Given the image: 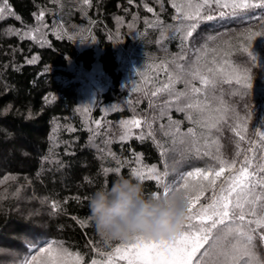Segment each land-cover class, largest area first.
Segmentation results:
<instances>
[{
	"label": "trees",
	"instance_id": "16d2710c",
	"mask_svg": "<svg viewBox=\"0 0 264 264\" xmlns=\"http://www.w3.org/2000/svg\"><path fill=\"white\" fill-rule=\"evenodd\" d=\"M78 4L79 0H7L6 8L12 15L0 19V249L4 250L0 251V264L21 263L28 258V245L44 242L46 246V242L53 241L62 243L69 251L81 253L84 264L91 263L101 252L111 251L120 242L105 243L94 221L89 219L90 194L120 176L134 178L131 175L136 163L133 153L143 154L144 165L163 168L159 147L151 138L144 142L136 138L119 141L118 137L111 136L112 127L129 116L128 109L120 107L119 111L107 113H102V109L118 105L121 95L122 75L115 51L117 22L136 24L133 47L143 56L173 57L180 51V39L161 41L162 28L149 27L157 18L164 25H174L170 0H132L131 4L129 0H91L90 5L78 7ZM145 4L152 7L153 12H148ZM3 5L5 0H0V6ZM80 8L96 40L98 56L92 47L79 50L63 34L57 38L47 33L38 42L26 36L20 38L16 33H25L34 26L35 16L41 10H51L58 20L70 26L82 20L78 13ZM53 22L56 24L54 19ZM260 24L257 19H236L229 23L210 21L201 24L194 33L197 46L205 43L206 36H215L214 41L208 42L210 47L220 46L222 52H229L230 55L222 57L241 73L245 68L251 70L249 90L235 83L217 86L212 103L229 111L219 131L214 129L212 134L216 137L218 155L236 159L237 164L245 155L252 157L248 149L255 148L253 167L264 155L260 138L255 134L264 131V36L252 43L254 62L243 52V47L249 30H264ZM189 48H192L191 43ZM194 60L192 49L183 63ZM95 63L109 79V87L93 111L96 119L100 113L102 118L99 134L93 136L76 114L77 90L69 67L90 71ZM194 83L201 86L198 80ZM175 89L184 91V83H177ZM200 95L203 98V93ZM234 114H238L239 119ZM249 114L251 119H247ZM170 117L182 126V133L193 127V124L189 126L184 112L172 109ZM238 125L246 128L244 140L233 130H240ZM157 133L155 138L162 146H172L170 140ZM175 145L180 150V159H186L184 172L214 163L211 156L196 157L185 151V144ZM204 150L209 149L202 146L201 151ZM109 151L115 154V159L108 155ZM237 151L240 156L236 155ZM117 167H120L119 174L103 172L104 168ZM142 185L147 193H162L155 181L145 180ZM17 190L18 195H14ZM54 201L59 205L55 210ZM260 232L264 229L253 234L254 251L264 259Z\"/></svg>",
	"mask_w": 264,
	"mask_h": 264
},
{
	"label": "snow or ice",
	"instance_id": "6c2138e0",
	"mask_svg": "<svg viewBox=\"0 0 264 264\" xmlns=\"http://www.w3.org/2000/svg\"><path fill=\"white\" fill-rule=\"evenodd\" d=\"M85 5H90L91 0H83ZM132 3V0H129ZM172 7L176 15L173 20L174 25H164L157 18L156 22L149 27H161L162 36L164 32H170L171 36L164 38L180 39V51L173 55L171 60H164L158 64L149 65V68L158 76L160 72L166 74V82H161L153 91L145 92L149 96V108L156 107L152 97H158L162 93H167L169 99L165 100L160 107V117L166 114V110L175 106L177 111L186 113V119L193 124L186 132H181L179 122L172 121L169 117V125H160V131L165 137L171 136L173 144L177 141L185 144L186 152L196 157L211 156L214 161L206 167H194L191 171L181 174L178 179L171 183H165L163 177L167 172L161 173L156 165L147 166L142 163V155L133 153L138 167L131 169L132 177L140 183L155 181L158 188L162 186L163 191H152L149 194L154 196L167 197L173 191L183 190L188 201L187 222L183 230L172 236L170 239L152 240L143 236H136L133 240H119L114 248L109 252H101L106 256V260L92 259L91 264H114L116 260H125L127 264H264V259L254 251L253 243L258 229H264V155L259 157V162L253 167V160L256 159L255 148H249L253 153L252 157L244 156L237 166V160H228L221 155L212 154L204 150L209 147V138L212 130L219 131V126L225 122L226 109L214 107V92L217 86L222 83H235L244 90L251 88V70L245 68L243 73L235 66L228 65L224 60V65H228L230 72L225 73L224 66L220 64V57H227L229 52H222L221 47H210V41L216 39L215 36H206L205 43L196 45L194 33L199 26L205 22L219 21L223 23L235 22L236 19L246 21L257 19L261 21V28L264 29V0H171ZM5 6L0 7V19L6 12ZM148 12H153L152 7L144 5ZM163 7V5H161ZM12 15V13H8ZM44 13L37 16V20H43ZM19 19V17H16ZM47 27V25H43ZM133 26L130 24L129 28ZM39 29H37L38 31ZM24 35H29L25 33ZM264 36V30H249L246 37V46L243 52L254 62L251 49L253 41ZM57 38H61L57 33ZM190 38L191 41H190ZM68 39H74L68 36ZM111 39V37H109ZM95 42L81 38L80 42ZM122 43V41H117ZM159 43V41H158ZM191 43L192 48H189ZM194 49L195 60L187 63L185 61L188 51ZM34 61H28L33 63ZM142 76L141 71H137V76ZM199 81L200 87L195 86V81ZM182 82L185 85L184 91H177L175 84ZM140 86H134L133 91L140 92ZM203 93V98H201ZM92 106L82 105L78 111L89 112ZM119 105H113L108 111H119ZM239 119L238 114H234ZM156 117L138 118L133 116L130 120L120 122L121 134L118 139L126 141L133 136V129H140L142 124L146 125L147 132L141 131L136 139L144 142L151 138L158 147H161V156L166 155V151L155 138V131L152 127ZM251 119V115L247 117ZM97 128L100 121H96ZM197 128L199 131H197ZM233 129L240 140H244L243 132L246 128ZM75 131V129H70ZM98 134V133H96ZM256 136L260 138V147L264 153V131H256ZM54 139V137H53ZM203 142V145H201ZM110 143V141H105ZM255 143V142H254ZM237 151L236 155L240 156ZM108 155L114 159L115 154L111 151ZM47 159V157L45 158ZM59 163V162H57ZM117 164L120 161L117 160ZM62 166V165H61ZM103 172L120 173V167L104 168ZM219 182V183H218ZM211 190V197L206 203H201L205 192ZM19 190L14 195H18ZM46 199V198H45ZM52 208L58 209L59 205L54 201ZM251 217V218H248ZM91 219V217L89 218ZM84 222L81 221V224ZM254 225V227H253ZM260 239L264 242V232H260ZM105 243L113 240L107 235H101ZM208 246L207 248L205 246ZM30 251H35V255L24 259L21 264H84V256L79 252L69 251L62 243L46 242V246L38 247L30 245ZM203 250V251H201ZM0 251H4L0 249ZM99 251V249H97Z\"/></svg>",
	"mask_w": 264,
	"mask_h": 264
},
{
	"label": "rangeland",
	"instance_id": "374dc122",
	"mask_svg": "<svg viewBox=\"0 0 264 264\" xmlns=\"http://www.w3.org/2000/svg\"><path fill=\"white\" fill-rule=\"evenodd\" d=\"M171 3V0H170ZM83 3V0H79L78 7H80ZM4 6V5H3ZM0 6V7H3ZM172 7V3H171ZM172 11L174 13L173 16L176 15L175 9L172 7ZM43 12V20L39 21L37 20V16ZM9 11L6 8V12L4 16L9 15ZM78 13H80V16L82 17V20H79V22L71 24L70 26H67L66 24L62 23L60 20L57 19V17L52 13L51 10H41L38 11V14L35 16L36 23L34 26H32L29 30H27L25 33H29V35H24L25 33L17 32L18 36L20 38L23 37H29L32 40L38 41L42 40V37H46L47 33H51L55 36H57V33L59 35L63 34L68 36H73L74 39L72 41L74 42L75 46L81 50L84 48L92 47L96 50V54L98 56V50H97V44L96 40L95 42H80V39L83 37L89 41H91L94 37L91 34L85 20V13L81 11V8L78 10ZM55 16V17H54ZM53 19L56 21V24H54ZM173 24H176L177 22L173 20ZM132 25V28H129V25ZM43 25H47V27H44ZM135 26L133 22L124 24L122 21H119L115 24V33L118 37V41H122V43H117L115 45V51H116V57L119 62V70L122 75V81L120 86V100L119 106L128 109L130 112L129 116H127L124 119L119 120L117 123V126L112 127L114 130L110 131L111 136L119 137L121 134V128H120V122L123 120H130L133 118V116H137L138 118H148L149 120L152 119L153 116L156 117L155 121L153 122V129L155 131H158V133H161V136L165 137L163 133L160 131V125L163 124L166 127L169 125V117L172 109H176L175 106L169 108L166 110V114L163 117H160V107L159 105L163 104V102L167 99H169L167 93H162L158 97H152L151 99L154 101L156 107L149 108V96L145 95V92H148L150 94L151 91L155 89V87L159 86L161 82H166V74L164 72H160L157 76L150 68L149 65L152 64H158L161 61L164 60H171L172 57H153L151 55H145L143 56L136 48L133 46L135 45V41H133L132 36L135 35ZM37 29H39L37 31ZM165 36L170 37V32H164V36H161V41H173L175 39L171 38H164ZM179 40V37L176 38V41ZM168 47V46H167ZM166 47V48H167ZM224 58L220 57V64L224 66L225 73L228 74L230 72V68L228 65H231L228 61V65H224ZM180 63H183V61H180ZM73 74V83L77 90V100H76V114L78 118L80 119V123L85 128V130L89 131V133L93 136H95L96 133L99 134V128H97L96 121H101V113L99 114L98 118L96 119L94 117L93 111L98 107L100 102V96L106 92V90L109 87V79L104 75L102 72L100 65L98 63H95L94 66L90 71H83L80 68L73 69L72 67H69ZM137 71H141L143 73L142 76H137ZM177 84V83H176ZM175 84V85H176ZM140 86L141 91L135 92L133 91L134 86ZM139 104V106H138ZM82 105H90L92 106L91 110L89 112L84 111H78V109L81 108ZM136 105V107H134ZM133 106V107H132ZM214 106V105H213ZM110 107H106L108 109ZM105 107H103L104 112ZM170 112V113H169ZM186 114V113H185ZM226 118V116H225ZM189 126L192 124L191 122L188 123ZM180 129H181V125ZM157 129V130H156ZM198 129V128H197ZM93 130L97 132H92ZM141 131L147 132L146 125L142 124V127L140 129H133V136L131 138H136L137 135ZM160 131V132H159ZM199 131V130H198ZM214 131V129L212 130ZM157 133V134H158ZM168 140L171 141L172 146L163 149L166 151V155L162 156V167L160 168L157 166V169L163 173L167 172V175L163 177L165 183L171 184L175 182L178 177L185 173L182 171V168L184 167V164L186 163V159H180V150H177L176 145H180L179 141H177L175 144H173V138L171 136L165 137ZM119 140L118 138H116ZM120 141V140H119ZM203 143V142H202ZM162 145V144H161ZM184 147V146H182ZM217 142L216 137L214 134L211 135L209 138V147L207 151L211 152L212 154H218L217 152ZM159 151L161 153V147H159ZM180 159V160H179ZM243 160L240 159V162ZM134 168L138 167L136 163H134ZM254 165V163H253ZM239 166V164H237ZM219 183V182H218ZM162 188V186H161ZM163 191V188H162ZM211 197V190L205 192L204 196L201 199V203H206ZM251 218V217H248ZM254 227V225H253ZM33 245H37L40 247L41 245H45V243H36ZM30 245L27 246L28 250V258H30L31 255H35V251H30ZM208 247L207 245L205 246ZM203 251V250H201ZM6 253V252H5ZM106 256H102L101 254L99 257L96 258V260H106ZM13 264V263H10ZM21 264V263H16ZM91 264V263H89ZM114 264H127V261L125 260H116Z\"/></svg>",
	"mask_w": 264,
	"mask_h": 264
},
{
	"label": "clouds",
	"instance_id": "9594fccd",
	"mask_svg": "<svg viewBox=\"0 0 264 264\" xmlns=\"http://www.w3.org/2000/svg\"><path fill=\"white\" fill-rule=\"evenodd\" d=\"M91 219L101 235L131 241L136 236L164 240L183 230L188 201L183 190L150 195L142 183L123 176L102 184L89 198Z\"/></svg>",
	"mask_w": 264,
	"mask_h": 264
}]
</instances>
